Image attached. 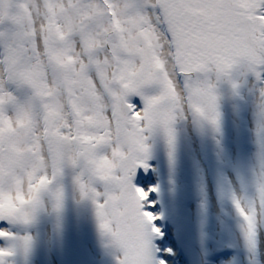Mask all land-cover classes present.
<instances>
[{
  "label": "snow or ice",
  "instance_id": "obj_1",
  "mask_svg": "<svg viewBox=\"0 0 264 264\" xmlns=\"http://www.w3.org/2000/svg\"><path fill=\"white\" fill-rule=\"evenodd\" d=\"M3 3L0 0V6ZM48 7L61 26L50 24L42 37L47 63L38 59V48L36 59L14 45L7 47L6 58L0 52V104L9 99L4 96V75L31 84L42 98V114L39 120L24 114V132L34 135L32 124L42 128L48 153L44 161L37 158L42 152L37 151L41 137L36 136L32 168L50 173L53 182L63 175L65 164L79 169L73 182L81 198L95 206L100 231L117 247L116 264H167L158 253L172 250L155 245L163 233L156 223L161 215L152 211L156 200L150 196L159 189L140 186L137 174L147 176L152 170L150 140L156 133L163 137L169 163L174 162L178 116L187 118V112L193 120L219 129L215 84L207 73L214 71L219 80L239 66L264 82V0H50ZM5 22L0 15V24ZM61 33H66L62 41L57 39ZM50 74L53 86L47 87ZM65 94L67 105L61 101ZM133 97L139 98L140 107ZM259 97L254 196L246 202L231 197L250 249L256 247L257 228L264 223V86ZM5 156L16 164L24 161L23 154L0 143V192L15 190L12 175L5 171ZM28 176L29 183H35L31 172ZM17 179L19 191L25 199L31 196L34 205L51 189L49 184L26 190L23 179ZM52 195L53 211L59 212L62 187ZM33 219L23 209L0 210V223L9 226L28 225ZM0 234V240L9 243L0 247V264H7L15 249L27 253L31 246L28 234L4 227Z\"/></svg>",
  "mask_w": 264,
  "mask_h": 264
},
{
  "label": "bare ground",
  "instance_id": "obj_2",
  "mask_svg": "<svg viewBox=\"0 0 264 264\" xmlns=\"http://www.w3.org/2000/svg\"><path fill=\"white\" fill-rule=\"evenodd\" d=\"M0 8L3 9V11H0V15L5 17L7 10L6 0H4ZM49 10L48 5L43 0L19 1L15 17L20 22L21 30L14 37H7L2 34L0 52L5 53L4 58H6L7 47L14 45L27 49L30 52V57L34 59H36L34 56L35 49L38 48L41 53L38 59L47 63L42 37L47 35V28L50 24ZM56 11H59V8ZM6 26L7 24L5 23L0 24L1 33L4 32ZM55 26L60 28L61 25L56 23L55 20ZM65 36L66 33L60 34L61 41ZM28 51L26 52L27 56ZM68 58L70 62L74 60L72 56ZM250 73L241 67L237 72V77L244 78V76H247L248 81L251 82L250 78L255 76ZM3 77L7 80L4 86V96L9 98L5 100L7 103H3L6 111L5 122L3 123L9 125L8 121L10 120L15 119L17 122V120L22 119L21 115L27 108L23 99L28 95L34 96L36 90L26 81L18 78L10 79L7 75ZM207 79L215 84L216 95L221 100L217 102V110L220 113L219 129L214 130L208 123L200 122L203 128L211 135V137H207L200 126H196V121L193 120L190 113L186 112L187 118L178 116L174 124L176 145L175 158L172 164L168 161L167 147L163 137L156 133L150 140L152 146L151 159L149 161L152 165L151 171H153L154 163L160 171L159 180H161L152 182V184L159 189L157 193L160 196V202L165 208L163 215L165 224L170 221L172 223L170 227L173 226V229H171L173 231L168 233L159 226L163 233L162 238L166 239L164 242H167L166 245L159 248L161 250L171 249V253H167V255L172 258L179 259L182 255L177 264H185V257L187 256L192 258V263L188 262L189 264H264V223L258 225L256 247L250 249L244 239L242 219L235 211L234 206L225 203L226 200L217 193L208 165L203 158V154L217 157L216 151L220 152L229 170L227 187L230 193L241 198L242 202H246L254 196L252 181L247 182L241 177L238 165L244 164L247 160L245 158H248L249 155L257 162L258 146L254 129L257 119V98L259 97V92H255L250 87L244 88L246 94L243 90L244 98H251L252 100L249 108L253 120V122L243 127L246 134L243 136L241 134L243 131H239L234 125V123L241 121L240 108L243 102L229 99V89L220 83L214 72ZM46 86H53L51 74L48 77ZM68 99L67 94L61 97V101L65 105H67ZM132 101L137 107L141 106L139 98L133 97ZM9 104L11 105L8 106ZM16 106L17 108L14 109ZM247 138L248 140H246ZM29 165H31V161ZM75 171L72 176L71 170L65 169L63 175L56 178L57 187H62L63 191H65L69 187L77 186L73 182V178L79 172V169ZM31 173L37 181L45 180L46 178L41 176L48 175L43 170H40L41 176L35 172ZM84 179H88L87 173H85ZM52 188L56 189L53 185ZM4 192L10 194L12 198L15 196V191L5 190ZM136 194L141 199L143 198L142 192L139 193L136 190ZM154 198L157 200L156 196ZM64 200L69 204H75L73 199L65 195ZM160 202L156 201V204L161 206ZM90 203L93 205L92 201ZM66 205L63 202L60 211L53 212V214L59 216L61 221L73 220L79 225L82 224L88 228V231L73 227L69 229L61 227L56 235L50 233L52 237L59 238L66 249L71 248L74 250L73 254L67 253L64 257L65 264H95L91 262L90 258L95 255L96 250L99 253V261L101 263L116 264V259L114 258L118 255V249L112 240L100 231L95 207L91 208L92 211H86L79 206L75 207L70 216L69 211L65 208ZM24 210H26V207ZM0 227H2L1 223ZM26 227L27 225L25 224L11 226L15 231H23ZM74 237L77 238V241ZM47 238L48 232L46 229L38 232L37 239L40 251ZM96 243H103L104 246L99 244L94 247ZM5 245L9 246V244ZM110 252L115 254L110 255ZM14 253H16V256L12 258L11 264H25L26 258H23L25 252L22 249H15ZM158 255L166 259L167 264H172L168 257L164 256L165 252L161 251ZM51 258L49 252L45 250L36 253L32 264H50Z\"/></svg>",
  "mask_w": 264,
  "mask_h": 264
},
{
  "label": "rangeland",
  "instance_id": "obj_3",
  "mask_svg": "<svg viewBox=\"0 0 264 264\" xmlns=\"http://www.w3.org/2000/svg\"><path fill=\"white\" fill-rule=\"evenodd\" d=\"M19 1L20 0H6L7 10H6V16H5V18H6L5 24H7V26H6L3 33L0 32L1 38H2V34L7 36V37H14L21 30L20 22L15 17ZM43 1L45 4L49 5V0H43ZM49 11H50L49 22H50V24H55V18H52L53 17L52 10L50 9ZM8 19L11 20V23L7 22ZM57 39L61 40V37H58ZM28 56H30L29 51H28ZM68 60L70 62L69 58H68ZM240 68L241 67H239V66L234 68L229 77H222L219 79V81L223 86H225V88L229 89L228 96H229V99L231 101L243 102V105L240 108V120L241 121H239V123H234V125L237 127V129L239 131H241V130L243 131V133H241V134L244 136L246 134L244 133L243 127L246 124L253 122V120H252V117L250 114L251 110L249 108L250 104L252 103V100H251V98H246V97L244 98L243 90H244V88L250 87L255 92H259V89H260L259 86L260 87L264 86V82L258 80L256 77H251L250 78L251 82L248 81L247 76H244V78L243 77L238 78L237 72L239 71ZM211 73L212 72L207 73L206 77L210 76ZM250 74L252 75V72ZM204 77H205V74L199 75V78L203 79ZM3 79H4V86H5L7 80L4 77H3ZM232 83L237 84V87L235 89L232 88V86H231ZM244 92H245V90H244ZM245 94H246V92H245ZM257 99H258V103H259L260 97H258ZM23 100H24L25 107H27L28 109L23 106L26 111L21 116H23L24 114H28L30 120H32L33 118L36 120H39L40 116L42 114V98L37 96V94L35 93L34 96L28 95ZM220 101H221L220 98L217 97V102H220ZM4 103H7V102L5 101ZM10 105L11 104H9L8 106H10ZM16 108H17V106L14 109H16ZM5 114H6V111L4 110V104H2L0 106V120H2L3 122H5L4 121ZM34 114H35V116H33ZM8 124L9 125H6L3 123V127H0V143H3L6 148H10L13 153L23 154L24 155V161L22 164H16L15 161H8L7 156L4 157L5 160L8 161V164L6 165L5 171H6V173H10L13 177L12 187L15 189L14 190L15 196L12 198V196L8 193H5L4 191L0 192V210L6 211V212H11V211L16 212L18 209L24 210L26 207V210H24V211L28 212L31 215H34V219H33L32 223L28 224L27 227L23 231L13 230L11 228L12 225L9 226V225L1 223V226L4 228H8V230L16 233L17 235L28 234L32 237L31 246H30L29 250L27 251V253H24L23 258H26L25 264H32V262L35 259L36 253H40V252L45 251V250H47L52 257L50 264H65V258L64 257L67 255V253L73 254L74 250L71 248L66 249L64 247V245L62 244V242L60 241V239L52 237L50 235V233H53L56 235L57 231H59V229L61 227L65 228V229H69L71 227H73L75 229L79 228L82 231H88V228H86L82 224H80V225L77 224L73 220L61 221L59 216H56L53 214V212H55V211H53L54 198H53L52 192L54 191V189L52 188V185L55 188L58 186L56 183V179L53 182L50 178V173L48 175L41 176L40 171L37 172L36 170H34L32 168V165H29V162L31 161V155L30 154L32 151V142L35 141L36 136L41 137V139L39 141L41 148L38 149L37 151L42 152V154L38 155L37 158L40 161H44L48 157V153H47L46 149L43 148L44 141L42 139V137H43L42 128L36 127L35 124H32L31 127L34 130L35 134L34 135H27L24 132L27 125L25 124V122L22 119L17 120V122L15 121V119L10 120V121H8ZM196 126H200V128L202 129L204 134L207 137H211V135L205 130V128H203V126L200 124V122L196 121ZM9 137L12 138L11 143L8 142ZM246 140H248V138ZM21 142H22L23 146H20ZM212 143L215 144L213 141H212ZM216 153H217V157H211V156H208L207 154H203V158L206 160V163L208 165V169L210 171V175L212 177V182H213V184L217 190V193L224 200H226L225 203H228L230 206L231 205L234 206L232 203V199H231L232 194L230 193V191L227 187V182H228V177H229V170H228L227 164L223 160L221 153L218 151H216ZM245 159H247L246 162L244 164H242L241 166L240 165H238V166L240 169L241 177L244 180H246L247 182H251L253 172L257 168V162L251 155H249V157L245 158ZM137 163H142V161L137 162ZM155 168H156V166L153 163V171H150L147 176H145L143 172H138L136 183H138L140 186L146 187L147 185L152 184V182L161 181V180H159L160 171L157 168H156V170H154ZM65 169H70L72 176H73L74 172H76L75 170L69 168L67 166V164H65ZM30 172H35L39 176L46 178V179L37 181L32 175V179L35 180V183L30 184L29 183V176H28V173H30ZM17 177H20L23 179L24 186H25L26 190L29 187L32 189L40 190V189L45 188L49 184L51 185V189L48 192L43 194L42 201L38 205H34L32 203V197L31 196H29L28 199H25L24 195L19 191L20 180L17 179ZM75 187H76V189H75ZM75 187H73V188L69 187V189L63 191V194L65 196H67L68 198L73 199L75 201V204L72 205V204H69L68 202H66L65 200H63V202L67 204L65 206V208L67 211H69L70 216L73 213V208H75V207L79 206L86 211H88V210L92 211L91 208L95 207L94 205H91L90 199H88V198L82 199L78 186H75ZM137 191L139 193H141L139 191V189H137ZM141 195H144V194L142 193ZM154 196L157 197L156 201L160 202L159 194L153 193V194H151L150 198L155 200ZM152 211L161 215V219L156 222L158 226H160L162 229H164L167 233L170 231H173V230H171V229H173V226L170 227V225L172 224L170 221H168L165 224V219L163 218L165 208L162 205V203H161V206L159 204H156L155 209H152ZM14 225L19 226V224H14ZM44 229H46L48 232V238H47V241L44 244L42 250L40 251V248L38 245L37 235H38L39 231H43ZM166 238H167V236H166ZM74 239L77 241L76 237H74ZM165 240L166 239H163L162 237H160V238H158L157 241L155 240V245L158 248L163 247L164 245L167 244V242H164ZM5 244L8 245L9 243L4 241V240H0V247H3V246L6 247ZM99 244L104 246L103 243H96V244H94V247H96V245H99ZM113 253L114 252H110V255ZM14 256H16V253H14V255L12 257L8 258L7 264H11L12 258ZM164 256L168 257L169 261L172 264H177L178 260L181 258L182 255L180 256L179 259L178 258H172L171 256L167 255V253H165ZM90 259H91V262H94L95 264H103L99 261V253L97 250L95 251V255H92ZM191 260H192L191 256L185 257V264H189L188 262L192 263ZM110 264H113V263H110Z\"/></svg>",
  "mask_w": 264,
  "mask_h": 264
}]
</instances>
